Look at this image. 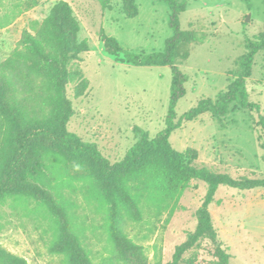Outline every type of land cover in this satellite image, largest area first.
Masks as SVG:
<instances>
[{
  "label": "rangeland",
  "instance_id": "374dc122",
  "mask_svg": "<svg viewBox=\"0 0 264 264\" xmlns=\"http://www.w3.org/2000/svg\"><path fill=\"white\" fill-rule=\"evenodd\" d=\"M60 1L71 7L80 28L78 40H86L89 47L75 63L87 89L76 97L78 82L66 87L72 108L66 129L82 142L96 145L111 164L119 162L137 142L136 129L154 138L165 128L172 75L168 66L117 62L104 52L100 32L115 38L124 53L159 52L171 36L169 9L163 2L134 0L138 16L127 19L121 0H110L108 9L97 0H0V65L21 50L18 42L23 31H31L32 23H40ZM184 1L187 6L179 16L180 29L192 40L179 48L176 62L186 76L185 95L175 107L176 120L198 101H215L227 89L246 41L264 29V0ZM123 56L118 59L123 61ZM245 91L258 111L232 103L223 117L203 114L171 133V147L179 152L194 149L197 159L193 165L210 173L263 179L264 131L258 118H264V51L254 56ZM72 173L82 171L74 168ZM206 191V184L193 180L173 213L158 219L145 214L142 222L127 225L126 233L143 247L149 264L171 262L176 247L195 230V213ZM71 198L80 239L93 261L100 262L112 251L105 212L79 193ZM208 211L218 242L230 256L229 264H264V188L247 191L220 186ZM54 240L55 226L44 208L29 200L0 201L1 248L27 264H66L64 257L49 252ZM183 259L184 264H218L214 247L206 239Z\"/></svg>",
  "mask_w": 264,
  "mask_h": 264
},
{
  "label": "trees",
  "instance_id": "16d2710c",
  "mask_svg": "<svg viewBox=\"0 0 264 264\" xmlns=\"http://www.w3.org/2000/svg\"><path fill=\"white\" fill-rule=\"evenodd\" d=\"M97 1L104 9L109 8L110 0ZM154 1L163 2L169 9L167 25L171 36L161 51L148 55L124 53L115 38L100 32L104 52L117 62L168 66L172 75L165 128L154 138L136 129L137 142L119 162L111 164L96 145L82 142L66 129L72 115L66 87L77 81L76 97L84 94L87 81L75 63L89 51L87 41L78 40L79 24L67 2L56 3L40 23H32L31 31H23L18 42L21 50L14 51L0 65V201L29 200L44 208L55 226V240L49 252L64 257L66 264H149L143 247L126 233L127 225L142 222L145 214L158 219L164 213H173L193 180L206 184L207 191L195 213L194 232L176 247L168 264H184L183 255L205 239L213 245L218 264H229L230 256L218 242L208 207L220 186L247 191L264 188V178L232 179L197 168L193 165L197 159L194 149L179 152L169 142L171 133L184 122L194 121L203 114L223 117L232 103L242 109L259 110L257 104L248 101L245 80L250 77L254 56L264 51V29L246 41L236 76L227 89L215 101H198L176 120L175 107L185 95L186 82L176 62L180 58L179 48L192 40L179 23L187 3ZM121 4L125 18L138 16L134 0H121ZM120 54H124L123 61L118 59ZM258 119L264 131V118ZM74 168L82 173H72ZM77 193L105 212L112 251L100 262L93 261L74 225L71 197ZM0 264L27 262L0 247Z\"/></svg>",
  "mask_w": 264,
  "mask_h": 264
},
{
  "label": "water",
  "instance_id": "95a60500",
  "mask_svg": "<svg viewBox=\"0 0 264 264\" xmlns=\"http://www.w3.org/2000/svg\"><path fill=\"white\" fill-rule=\"evenodd\" d=\"M249 19L247 18V20L246 21H248Z\"/></svg>",
  "mask_w": 264,
  "mask_h": 264
}]
</instances>
